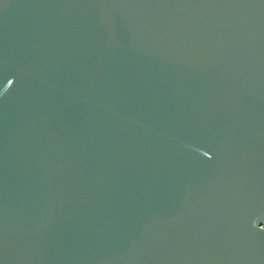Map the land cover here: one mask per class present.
<instances>
[{
    "label": "water",
    "instance_id": "95a60500",
    "mask_svg": "<svg viewBox=\"0 0 264 264\" xmlns=\"http://www.w3.org/2000/svg\"><path fill=\"white\" fill-rule=\"evenodd\" d=\"M0 264H264V0H0Z\"/></svg>",
    "mask_w": 264,
    "mask_h": 264
}]
</instances>
